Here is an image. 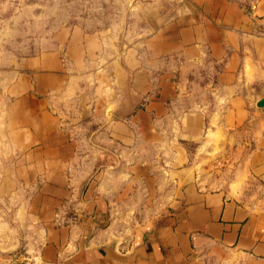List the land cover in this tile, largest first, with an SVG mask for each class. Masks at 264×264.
I'll use <instances>...</instances> for the list:
<instances>
[{
    "label": "crops",
    "instance_id": "0c3cea01",
    "mask_svg": "<svg viewBox=\"0 0 264 264\" xmlns=\"http://www.w3.org/2000/svg\"><path fill=\"white\" fill-rule=\"evenodd\" d=\"M117 2L132 3L128 25L81 17L61 31L81 80L93 83L92 120L75 135L41 96L47 85L56 100L57 82L74 83L53 57L59 72L41 75L32 93L19 85L7 108V143L45 146L12 165L39 182L41 264H264V0ZM64 93L73 102L75 89ZM204 134L207 145L220 135L237 146L241 166L226 184L198 180L190 150ZM95 171L107 202L81 195ZM107 207L143 209L146 219L173 211L122 246L108 242Z\"/></svg>",
    "mask_w": 264,
    "mask_h": 264
},
{
    "label": "rangeland",
    "instance_id": "374dc122",
    "mask_svg": "<svg viewBox=\"0 0 264 264\" xmlns=\"http://www.w3.org/2000/svg\"><path fill=\"white\" fill-rule=\"evenodd\" d=\"M131 5L117 0H0V140L4 141L0 143V264H41V226L40 221L34 219L32 207L34 197L38 195L34 190L39 182L35 183L36 178L32 177L30 170L16 176L12 165L15 166L16 160L29 155L33 149H44L45 146L7 143L11 126L7 108L17 98L14 95L17 87L22 85L25 94L32 93L40 83L41 75L57 70L51 58L60 61L61 73L68 78L74 76V83L70 80L57 82L56 100L49 97L50 88L47 85L41 87V96L45 95L46 99L51 100L49 108L62 122L63 128L76 135L75 130L94 117L93 83L81 80V67L76 66L74 61L72 63L62 41L70 38L71 33L62 35L61 31L71 28L74 21L81 17H94L107 24L120 22L128 25ZM156 10V7L152 8L147 19L145 16L149 24L156 17ZM126 36V32L120 33L122 41ZM126 47L127 44L122 43L121 51L124 52ZM89 64L90 74H95L96 58L90 60ZM72 87L75 89L74 100L67 105L66 101L70 98H66L64 92ZM224 140V137L217 135L213 138V144L207 145L204 134L198 144H193L200 147L195 152L193 148L190 150V160L201 183L205 181L208 185L209 181L217 179L218 183L226 184L227 179L239 170L241 162L237 160V146L223 144ZM242 142L251 147L249 139ZM97 173L95 171L82 185L81 195L89 190L94 197L99 195L107 202L96 190ZM112 211L113 215H110L107 207L106 227L111 226L110 235L120 239L123 246L128 243L127 237L150 228L154 220L173 210H157L147 219L143 209ZM63 213L68 214L67 210Z\"/></svg>",
    "mask_w": 264,
    "mask_h": 264
},
{
    "label": "water",
    "instance_id": "95a60500",
    "mask_svg": "<svg viewBox=\"0 0 264 264\" xmlns=\"http://www.w3.org/2000/svg\"><path fill=\"white\" fill-rule=\"evenodd\" d=\"M140 231H141V230H139L138 233L135 234V235H136V236L139 235ZM108 242H109L110 244H111V243H115V245H120V239H115V238H113L112 235H110V237H109V241H108ZM19 264H22V263H19Z\"/></svg>",
    "mask_w": 264,
    "mask_h": 264
}]
</instances>
